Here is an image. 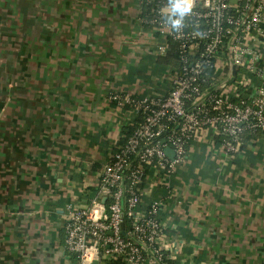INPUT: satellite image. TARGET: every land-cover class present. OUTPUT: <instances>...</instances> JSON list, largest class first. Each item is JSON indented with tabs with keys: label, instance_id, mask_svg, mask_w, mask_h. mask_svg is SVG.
I'll return each instance as SVG.
<instances>
[{
	"label": "crops",
	"instance_id": "obj_1",
	"mask_svg": "<svg viewBox=\"0 0 264 264\" xmlns=\"http://www.w3.org/2000/svg\"><path fill=\"white\" fill-rule=\"evenodd\" d=\"M27 2L42 15L20 23L24 65L0 70V264H77L64 204L89 203L118 139L108 94L167 91L165 61L149 51L138 0ZM219 142L198 134L145 197L161 199L173 264H264V133L233 154Z\"/></svg>",
	"mask_w": 264,
	"mask_h": 264
},
{
	"label": "built area",
	"instance_id": "obj_2",
	"mask_svg": "<svg viewBox=\"0 0 264 264\" xmlns=\"http://www.w3.org/2000/svg\"><path fill=\"white\" fill-rule=\"evenodd\" d=\"M166 3L141 0L139 21L153 55L177 53L159 76L167 91L108 94L120 127L138 117L135 128L108 148L89 203L64 204V247L77 264L116 256L124 264H173L178 242L165 236L161 199L145 202L150 186L184 164L201 132L230 154L241 149L244 131L264 133V42L253 37L264 32V0H193L180 33L164 24Z\"/></svg>",
	"mask_w": 264,
	"mask_h": 264
},
{
	"label": "rangeland",
	"instance_id": "obj_3",
	"mask_svg": "<svg viewBox=\"0 0 264 264\" xmlns=\"http://www.w3.org/2000/svg\"><path fill=\"white\" fill-rule=\"evenodd\" d=\"M27 3V0H0V70L2 71L5 69L13 70L19 66L23 67L24 65L22 61L25 60V57L22 61L16 60V54H21L19 48L21 44L19 33L21 30L23 31L26 29V27L21 26L20 23L25 20L30 21L32 19V12L34 13L33 19L36 20L37 14L42 15V11H39V8L36 12V10L32 9ZM37 25L36 23V26ZM24 34L25 33H22L21 37H23ZM25 36L27 35L25 34ZM257 64L260 63L257 62ZM3 74H5V72Z\"/></svg>",
	"mask_w": 264,
	"mask_h": 264
},
{
	"label": "clouds",
	"instance_id": "obj_4",
	"mask_svg": "<svg viewBox=\"0 0 264 264\" xmlns=\"http://www.w3.org/2000/svg\"><path fill=\"white\" fill-rule=\"evenodd\" d=\"M192 7L193 0H167L161 8V15L166 17L164 24L170 32L180 33L183 30L184 21L191 15Z\"/></svg>",
	"mask_w": 264,
	"mask_h": 264
},
{
	"label": "trees",
	"instance_id": "obj_5",
	"mask_svg": "<svg viewBox=\"0 0 264 264\" xmlns=\"http://www.w3.org/2000/svg\"><path fill=\"white\" fill-rule=\"evenodd\" d=\"M233 8H234V6H232V9L230 11L232 15L235 14V11H234ZM176 55H177L176 51L171 49L170 53L168 55L163 56V57L160 56L159 58L163 59V61H165V64L166 63H173L174 64L175 61H176L175 60L176 59ZM137 120H138V117H135V119L131 120L129 123H126L125 125L121 126L120 133H119L117 141H119V142L124 141V139L135 128V123H136ZM258 131L252 132V133L248 132V131H244L243 132V136H242V140L249 141V142L250 141L254 142V140L257 138ZM106 264H124V260H123V258L121 256H116V257L109 258L106 261Z\"/></svg>",
	"mask_w": 264,
	"mask_h": 264
},
{
	"label": "water",
	"instance_id": "obj_6",
	"mask_svg": "<svg viewBox=\"0 0 264 264\" xmlns=\"http://www.w3.org/2000/svg\"><path fill=\"white\" fill-rule=\"evenodd\" d=\"M232 2H235V0H231ZM235 74V67H232V78L234 77ZM164 141V140H163ZM165 152L169 155L172 156V150L169 147L165 148ZM104 200V199H103ZM90 264H105L104 262H98V261H92Z\"/></svg>",
	"mask_w": 264,
	"mask_h": 264
},
{
	"label": "flooded vegetation",
	"instance_id": "obj_7",
	"mask_svg": "<svg viewBox=\"0 0 264 264\" xmlns=\"http://www.w3.org/2000/svg\"><path fill=\"white\" fill-rule=\"evenodd\" d=\"M138 6H139V10H138V20H139L140 12H141V0H138Z\"/></svg>",
	"mask_w": 264,
	"mask_h": 264
}]
</instances>
